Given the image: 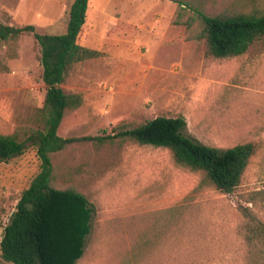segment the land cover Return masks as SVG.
<instances>
[{"label":"rangeland","instance_id":"374dc122","mask_svg":"<svg viewBox=\"0 0 264 264\" xmlns=\"http://www.w3.org/2000/svg\"><path fill=\"white\" fill-rule=\"evenodd\" d=\"M74 0H0V24L64 34ZM174 0H90L80 42L99 56L79 63L65 89L84 97L59 135L97 137L121 124L186 120L184 134L228 149L252 143L241 184L218 190L168 148L131 139L77 143L54 157L56 186L85 195L92 231L77 264H264V42L216 58L174 25ZM215 15L264 14V0H208ZM0 134L37 128L47 86L33 35L0 43ZM40 171L35 150L0 162V264L4 228ZM262 230V231H261ZM262 232V233H261Z\"/></svg>","mask_w":264,"mask_h":264},{"label":"trees","instance_id":"16d2710c","mask_svg":"<svg viewBox=\"0 0 264 264\" xmlns=\"http://www.w3.org/2000/svg\"><path fill=\"white\" fill-rule=\"evenodd\" d=\"M174 1L179 5L174 25L190 30L198 23L195 39L204 41L208 53L216 58L241 56L257 40L264 42V14L212 15L204 9L208 0ZM89 2L74 0L64 34H40L33 25L0 24V43L13 46L26 35L34 36L41 51L42 80L47 86L37 128L0 134V162L9 163L30 150L36 151L40 161L39 173L23 191L4 228L1 254L11 264H77L83 257L92 231L91 203L74 188L55 185L54 157L74 144L131 139L141 145L168 148L180 166L204 172L210 183L226 194L241 184L255 154L252 143L220 149L196 142L184 134L187 123L182 117H158L135 127L121 124L111 134L97 137H61L59 130L66 116L84 105L81 94L63 86L76 65L99 56L80 42ZM6 69L0 57V74Z\"/></svg>","mask_w":264,"mask_h":264}]
</instances>
